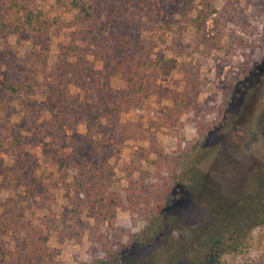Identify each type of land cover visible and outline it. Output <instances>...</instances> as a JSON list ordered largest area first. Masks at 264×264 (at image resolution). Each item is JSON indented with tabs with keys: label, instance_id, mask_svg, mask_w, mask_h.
<instances>
[{
	"label": "rangeland",
	"instance_id": "obj_1",
	"mask_svg": "<svg viewBox=\"0 0 264 264\" xmlns=\"http://www.w3.org/2000/svg\"><path fill=\"white\" fill-rule=\"evenodd\" d=\"M10 1L0 248L13 264H264V226L245 223L264 206V0H193L205 20L183 0H96L91 24L31 0L50 23L36 34ZM123 32L147 47L117 46ZM163 187L157 213L148 191Z\"/></svg>",
	"mask_w": 264,
	"mask_h": 264
},
{
	"label": "trees",
	"instance_id": "obj_2",
	"mask_svg": "<svg viewBox=\"0 0 264 264\" xmlns=\"http://www.w3.org/2000/svg\"><path fill=\"white\" fill-rule=\"evenodd\" d=\"M184 6L187 8H193L196 17L205 16L203 19L205 20L208 17V13H206L207 6L203 5V9H198L197 7L194 8V1L193 0H183ZM11 6L14 7L15 13L23 17V21L21 23V30L27 33H39L43 30L44 27L50 25L49 20L47 18L42 17V11L35 6V1L31 0H11ZM58 2L64 6L69 11H78L79 16L76 15V18L83 24L93 23L98 17L94 14V8L96 0H58ZM31 4V7L29 6ZM193 5V7H192ZM9 8V7H8ZM8 8L1 9L3 12H0V31H6L10 28L11 20L8 18ZM196 19V18H195ZM169 26V25H168ZM124 28V26H123ZM165 28L164 26H159V30ZM125 30V29H123ZM157 34V32H156ZM95 38V37H94ZM153 43V42H152ZM124 44V47L128 50H133L138 47H147L140 44L137 45L135 39L132 37L131 34L127 32H123L120 34L118 38V44ZM155 46V43L152 44V47ZM135 72H137L135 70ZM11 90H15L13 87H9ZM138 89L135 91L134 95L138 94ZM139 99H142V95ZM164 186V185H163ZM176 192H179L178 189H175ZM149 195L147 197V201L150 203L153 210L157 213L160 209L164 206V201H167L172 196V189L170 190L169 187H163V189L159 190L157 188L149 189ZM159 199H163V201H159ZM258 201V199H257ZM255 207H253L252 213L250 214V219L248 218L245 220V223L249 224V229L256 230L264 226V206L261 205V201ZM251 220V221H250ZM239 226V225H238ZM243 226V225H242ZM242 239V238H240ZM243 241V239L241 240ZM212 248L220 249L221 248V240L217 237H213L211 239ZM241 244V242L237 243ZM220 254L217 253L215 255L214 260L218 261ZM15 262V256L12 255L11 251H8L7 248H0V264H13Z\"/></svg>",
	"mask_w": 264,
	"mask_h": 264
}]
</instances>
